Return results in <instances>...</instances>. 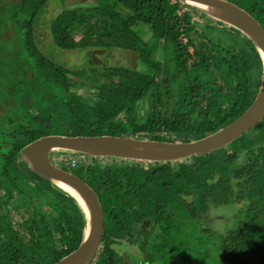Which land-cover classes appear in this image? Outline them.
I'll return each mask as SVG.
<instances>
[{
	"label": "trees",
	"instance_id": "16d2710c",
	"mask_svg": "<svg viewBox=\"0 0 264 264\" xmlns=\"http://www.w3.org/2000/svg\"><path fill=\"white\" fill-rule=\"evenodd\" d=\"M6 1L8 5L4 6ZM228 1L247 11L264 31V0ZM45 2L0 0V20L4 10L12 8L8 12L19 36L30 43ZM87 3L63 8L49 19L47 26L53 43L63 49H88L90 59L93 48H116L124 50L125 55L130 51L135 53L136 66L143 67L136 70L127 65L92 63L76 73L50 64L55 68L53 82L65 95L59 99L62 112L76 128L72 135L192 141L231 122L252 101L259 83L260 62L251 41L235 28L178 0ZM193 14L199 18L200 26ZM138 25L147 28L149 37L135 43L133 29ZM195 67L201 68L199 73L191 72ZM93 72H97L96 79H92ZM74 73L80 74V85L94 88V95L84 98L71 90ZM159 73L161 83L157 81ZM207 77L213 81L214 85H209L212 87L204 84ZM46 94L49 102V96L55 100L54 93ZM57 116L61 119L60 114ZM37 117L30 116L31 124L26 121L10 129L0 128V174L10 176L9 169L14 170L21 182L28 184L22 186L16 177L0 182V264H52L73 250L81 238L84 220L76 201L55 184L34 176L18 157L23 145L51 133L48 128L66 125L55 116L36 124L33 120ZM83 127L88 130L82 131ZM109 127L129 130L111 132ZM229 143L175 161L107 157L106 163L62 164L61 168L80 175L93 189L102 209L100 245L90 264L131 263V255L124 258L116 251L120 246L117 243L135 236L141 247L136 249L131 243L126 244V249L132 254H143L145 250L146 256L133 264H148L157 259L154 254L161 257L162 251L160 246L149 251L143 247L150 238H158L162 245L168 242L169 247L175 244L173 210L179 217L199 220L209 205L228 202L244 205L238 208L232 226L215 242L221 264H264V115ZM19 208H24L25 213L20 223L10 217L11 212L20 215ZM200 229L210 235L211 229ZM178 231L177 237L185 239ZM2 232L9 233L8 237Z\"/></svg>",
	"mask_w": 264,
	"mask_h": 264
},
{
	"label": "rangeland",
	"instance_id": "374dc122",
	"mask_svg": "<svg viewBox=\"0 0 264 264\" xmlns=\"http://www.w3.org/2000/svg\"><path fill=\"white\" fill-rule=\"evenodd\" d=\"M87 1L88 0H46L44 5H42L38 19L36 20L35 25L33 27L32 35L29 38L31 39L30 43H27V40L22 38L21 35L19 36V34L21 33L19 32L18 34V30L14 24L13 17L9 16L8 9L10 7L4 10V13L2 14L0 20L1 129L5 130L13 128L19 122L27 121V123L31 124L32 121L30 120V116L33 114L39 115V117L33 120L34 122H36V124H39L42 119L48 116H51V118H54L55 116L57 121L61 122L62 120L63 123H66V125L59 124L56 128L53 126L48 128L47 130L51 132L49 134L72 135L75 132L72 130H75L76 128L72 126L73 124H71L70 122L68 123L70 117L67 114H64V112H62V106L59 103V99L64 98L65 95L64 92L61 91L53 82L54 78L51 75L52 72L55 71V68L50 66V64H53L54 67H57V69H70L75 71L76 73L83 72L84 67L92 63L97 66L110 65L111 67H114L115 64L126 66L128 60L126 59L124 52L122 53L120 49L110 48L106 51H103L102 53H94V51L102 49L93 48V50H91V54H95L97 58L95 61L92 58V60L90 59L88 49H63L53 43L47 26L49 19L63 8H69L75 4L87 5ZM7 5L8 1H6V3L4 2V6ZM11 9L12 8H10V10ZM192 18L199 22L198 26L201 25V22L199 18H197L196 14H193ZM133 30V32L136 33V36L134 37L135 43L140 42L139 39L142 40L143 37L144 39H148L149 34L145 26L138 25ZM179 40L181 41V39ZM158 49L159 54V51L161 50L160 44L158 45ZM166 49L167 52L170 51L169 46L166 47ZM188 50L189 51L187 52V57L190 60L192 58V55L190 54L191 49L188 48ZM131 64L133 63L131 62ZM131 64L128 62L127 66L130 67ZM169 66L171 65L169 64ZM131 67L132 69L137 70L142 68L143 66L138 64L135 67ZM200 69L201 68L199 67H195V70L191 72L199 73ZM170 70H173V68L171 67ZM66 73H68V71ZM76 73L72 75L73 78L70 77L74 81L71 90H73L75 93L80 94L84 98H90L92 95H94V93H92L94 92V88H92L91 86H89L88 88V86L86 85H80L79 83L82 80L81 78H78L80 74ZM96 73L97 72H93V74H91L93 75L92 79H96ZM161 79L162 75L159 73L157 81H160ZM159 83H161V81ZM204 84L206 85V87H208L210 84L214 85L213 81L210 82L208 77L205 80ZM46 89L56 95L55 100L51 96H49L51 98V101L49 102V99L46 94L48 91ZM96 93L97 92H95V94ZM99 93L105 94V92L103 91H100ZM53 103H55L54 106ZM58 114H60L61 119L58 118ZM127 128L128 127H109L107 129H109L111 132H114L115 130H129V128ZM82 129H84L82 131H86L88 130V127H83ZM248 133L249 131L245 132V135ZM231 143H227V146H229ZM51 158L57 166H62V164L64 165L65 163L67 165H76L77 163H106L109 161V159L104 156H89L65 151L51 152ZM21 165L24 167L25 164L22 163ZM67 168L71 170L74 169L71 167ZM77 172L79 174L81 173L80 170H78ZM8 175L10 176L0 174V182L2 184L8 181V177H16L15 180H17V182L19 181L22 186L26 185V187H28V184L21 182L18 177V173L14 170L11 171L9 169ZM31 178H34V176H31ZM30 185H32L31 182ZM19 202L21 203L23 201L19 200ZM243 205L244 203L236 202L209 205L205 215L200 217L199 220L187 216L179 217L177 216V210H173V214L171 215V222L174 223V225L176 226L173 229L174 233L172 240H175V244H173V247H169L168 242L167 244L162 245V242L158 238L157 240L155 237L154 239L150 238L149 242L144 243L143 247H145V249L149 251L155 250L158 246H160L162 248V251L161 257L157 254H154L153 258L157 259L154 261H149L148 264H165L164 262H168L169 264H221L220 253L218 248L215 246V242L218 240L220 234L224 230L232 226L234 216L237 213L238 208ZM43 208L46 207L43 206ZM19 209L20 211L18 213L20 215L16 214L15 212H11L10 216L11 219H13L14 221L16 220L17 222H19L20 218L25 215V213L22 212L24 208ZM1 220L2 219L0 217V225L2 223ZM107 223L108 222L105 221L106 229H108ZM204 227L211 229L209 231L210 235L209 233H206V230L200 229ZM157 229H153V231H158ZM177 229L179 230L178 233L183 235L185 239L177 237ZM2 233H5V237H8L9 235V233L6 232ZM179 239L182 240L181 243H178L180 241ZM140 242L141 241L139 240V237L135 236L133 240L132 238H129V240L124 239L123 241H120V243L117 244L120 245H118V249L122 250V253H126L125 256L127 258L130 255V257L142 258V255L144 257L146 256L145 250L143 254L141 251L136 254H132L131 252H129V250L128 252L126 251V244L132 243L133 245L135 243L134 246L136 247V249H138V247H141V245H139ZM15 243H18V240H16ZM114 243L116 244V242ZM19 244L23 245L24 243L21 244V242L19 241ZM132 250H135V248L132 247ZM183 254L185 256H183ZM129 260L131 262L130 264H132V261L134 259Z\"/></svg>",
	"mask_w": 264,
	"mask_h": 264
},
{
	"label": "water",
	"instance_id": "95a60500",
	"mask_svg": "<svg viewBox=\"0 0 264 264\" xmlns=\"http://www.w3.org/2000/svg\"><path fill=\"white\" fill-rule=\"evenodd\" d=\"M206 16L231 26L253 44L260 62L256 93L248 107L235 119L205 136L184 142L159 141L118 135L46 134L18 150V157L34 176L67 192L79 205L83 228L78 245L52 264H90L95 259L103 230V213L93 189L76 174L57 166L51 152H72L89 156L115 157L138 161H173L222 147L258 122L264 115V31L244 9L228 0H178ZM96 50L94 53H102ZM93 53L92 59L96 61ZM129 54V55H128ZM129 61L135 53L126 51ZM71 188L72 194L67 188Z\"/></svg>",
	"mask_w": 264,
	"mask_h": 264
},
{
	"label": "flooded vegetation",
	"instance_id": "af4514ba",
	"mask_svg": "<svg viewBox=\"0 0 264 264\" xmlns=\"http://www.w3.org/2000/svg\"><path fill=\"white\" fill-rule=\"evenodd\" d=\"M122 52H124V50L122 51ZM126 56V55H125ZM124 56V57H125ZM126 59H127V56H126ZM128 60V59H127ZM128 62L131 64V62L133 63V64H131L130 65V67L131 66H133V67H135L136 66V64H137V62H136V57L133 59V60H130L129 59V61H127V63H126V65L128 64ZM124 239H119V241H123ZM120 243V242H119ZM130 244L131 243H128V245L130 246ZM100 245V244H99ZM104 247V246H103ZM129 249H127L126 251H128ZM118 253H120L121 255H123L124 256V258H125V254L124 253H122V250H120V249H117L116 250ZM128 255V254H127ZM131 259H134L133 261H132V264L134 263V262H136V259H140L139 257H137V258H134V257H131ZM128 262H130V260L128 261ZM130 264V263H129Z\"/></svg>",
	"mask_w": 264,
	"mask_h": 264
},
{
	"label": "bare ground",
	"instance_id": "6f19581e",
	"mask_svg": "<svg viewBox=\"0 0 264 264\" xmlns=\"http://www.w3.org/2000/svg\"><path fill=\"white\" fill-rule=\"evenodd\" d=\"M59 185L62 186V187L67 188L72 194L75 195V193L73 192V190L71 188H68L67 186L63 185L62 183H59Z\"/></svg>",
	"mask_w": 264,
	"mask_h": 264
}]
</instances>
